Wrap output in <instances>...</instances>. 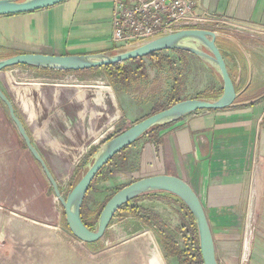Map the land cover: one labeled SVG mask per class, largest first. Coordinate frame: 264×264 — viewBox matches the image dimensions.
Masks as SVG:
<instances>
[{
  "label": "crops",
  "instance_id": "crops-1",
  "mask_svg": "<svg viewBox=\"0 0 264 264\" xmlns=\"http://www.w3.org/2000/svg\"><path fill=\"white\" fill-rule=\"evenodd\" d=\"M81 1L0 17V60L71 55L76 19L88 12ZM197 5L198 13L216 19L202 27L217 33L237 102L225 110L190 114L161 129L159 143L139 144L136 173L144 179L178 176L191 185L206 210L219 264H264V0H197ZM41 24L51 35L45 44L31 41ZM91 45H74L72 53L82 55L80 46ZM79 74L29 66L0 73V88L63 195L100 146L130 127L123 129V93L106 78ZM55 198L44 169L0 101V209L51 227L61 222Z\"/></svg>",
  "mask_w": 264,
  "mask_h": 264
},
{
  "label": "rangeland",
  "instance_id": "rangeland-1",
  "mask_svg": "<svg viewBox=\"0 0 264 264\" xmlns=\"http://www.w3.org/2000/svg\"><path fill=\"white\" fill-rule=\"evenodd\" d=\"M78 1L77 5L82 2ZM113 5V0H84L83 6L88 8V12L82 20L76 19L77 27L71 33V41L68 37L66 40L70 41L72 52L76 50L74 45H83L84 42L92 45L80 46L82 56L98 54L97 50L111 51L115 47L112 41ZM44 26L41 24L35 29L31 36L32 42H49L51 35H46ZM164 55L168 62L162 66L145 58L149 80H143L128 90L116 86L105 70L79 76L106 78L115 89L123 93V129L154 115L153 110L157 104H169L173 95L180 94L182 100L195 99L204 92L223 87L219 74L202 59L190 53L182 56L175 51L164 52ZM140 145L129 154L134 169L141 163ZM141 179H144L143 175L126 171H118L107 179L101 177L96 185L99 190L91 192L88 200L89 208L96 213L95 217H98L102 205L116 191ZM68 193L65 192L64 196ZM55 201L61 222L51 227L27 223L17 212L0 209V264H176L167 256L160 233L166 232L183 244L190 226L180 199L160 192L134 201L128 210L118 212L102 241L86 245L65 228L64 210L56 198ZM134 210L139 213L136 214ZM140 214L148 223L139 220Z\"/></svg>",
  "mask_w": 264,
  "mask_h": 264
},
{
  "label": "water",
  "instance_id": "water-1",
  "mask_svg": "<svg viewBox=\"0 0 264 264\" xmlns=\"http://www.w3.org/2000/svg\"><path fill=\"white\" fill-rule=\"evenodd\" d=\"M68 0H0V17L29 14L49 9ZM217 33L206 28L190 29L171 34L148 42L141 47L123 51L98 52L87 55H46L19 54L0 60V73L17 66L46 68L64 72H83L114 64L142 59L157 52L181 51L202 59L219 74L222 79L223 94L216 100L187 99L173 107L144 119L129 127L128 130L114 136L102 144L97 152L86 163L80 178L67 196H64L57 181L50 172L39 151L33 145L22 121L16 115L14 105L0 88V101L7 107L10 118L18 129L28 150L41 164L49 180L57 201L61 204L66 222L72 235L80 242L96 244L104 238L116 214L131 201L153 193H169L177 196L191 211L196 220L200 235V249L204 264H219L215 249L214 235L204 205L199 195L184 179L178 176L160 174L145 177L131 183L116 192V195L105 205L98 227L94 231L86 226L82 219V207L88 191L101 170L120 152L129 148L148 132L161 126L172 125L188 115L202 111H217L231 108L237 101V87L228 71L225 57L218 46Z\"/></svg>",
  "mask_w": 264,
  "mask_h": 264
},
{
  "label": "trees",
  "instance_id": "trees-1",
  "mask_svg": "<svg viewBox=\"0 0 264 264\" xmlns=\"http://www.w3.org/2000/svg\"><path fill=\"white\" fill-rule=\"evenodd\" d=\"M18 1H23V0H18ZM114 50H116V49L113 48L109 52H112ZM175 52L182 55V56L186 55V53H187V52L184 53L181 51H175ZM145 58L150 59L155 63H158L160 66H162V64H164L165 62H168V59L164 55V52H157L156 54H152V55L145 57ZM145 58L128 61L127 63L114 64L113 66H106V67H102V68H98V69L86 70L83 72L105 70L107 72V74L110 75V79L112 80V82L114 81L116 86H120L121 88L128 90L132 86L142 82L143 80L144 81L149 80V73L147 72V67L144 64ZM34 68H36V67H34ZM37 69L45 71V72H50V73H64V74L83 73V72L56 71V70L46 69V68H37ZM222 94H223V88L221 90L217 89V90H214L212 92H204V93H202L201 96H199L195 99H199V100L205 99V100L216 101ZM181 101H186V100H182L180 98V94L171 96L170 100L168 101L169 104H157V106L153 110V112H155L154 115L158 114V112H161V111H164L166 109L173 107V105L180 103ZM169 126H171V125L161 126L159 128L151 130L150 132H148V134H146L138 142H136L135 144H133L129 148H127L124 151L117 154L109 162V164L106 165L101 170V172L98 174L95 181L91 185V187L88 191V194L86 196V199L84 201L83 207H82L83 222L86 226H88V228L90 230H92V231L95 230V227L98 225V220L100 218V215H101L105 205L116 195L115 194V195L111 196L102 205L101 212L99 213L98 217H95L96 213H95V211L92 210V208H89L88 200H89V196H90L91 192H93V191L97 192L99 190L96 188V185L100 182L101 177L107 179L109 176H113L118 171H126L128 173L137 172L139 170L140 164L138 165L137 168H135V169L132 168V163H130V159H129L130 151L134 147L138 146L140 143H142L144 141H155V142L159 143V140H160V136H159L160 132L159 131L161 129H164V128L169 127ZM122 132H124V131H119L118 133L121 134ZM78 177L76 178V180L72 184L70 191L75 186V184L78 182ZM154 194H158V193L146 194V196L139 197V198L131 201V203L134 201H137L141 198H146L147 196L154 195ZM174 197H177V196H174ZM131 203L124 206L120 211L128 210ZM181 205L183 206V210L186 211L188 220L190 221L189 222L190 223L189 230L186 234V240L184 241L183 244H181L180 242H178L177 239H174L168 233L161 231L160 236L162 237V241L164 244V250H166L167 256L169 258L173 259L176 264H204L201 249H200V235L198 233L196 220H194V217H193L191 211L189 210V208L186 205H184V203L182 201H181ZM134 212L136 214L139 213L138 210H134ZM64 215H65V213H64ZM138 216L140 218L139 219L140 221L148 223L147 219L142 217L141 214ZM65 221H66V216H65ZM65 228L70 232L69 227L67 225V222L65 223Z\"/></svg>",
  "mask_w": 264,
  "mask_h": 264
},
{
  "label": "built area",
  "instance_id": "built-area-1",
  "mask_svg": "<svg viewBox=\"0 0 264 264\" xmlns=\"http://www.w3.org/2000/svg\"><path fill=\"white\" fill-rule=\"evenodd\" d=\"M113 36L119 51L213 23L198 13L197 0H113Z\"/></svg>",
  "mask_w": 264,
  "mask_h": 264
}]
</instances>
